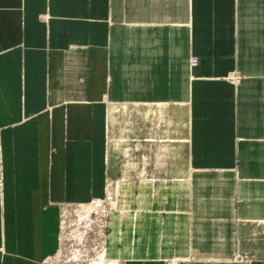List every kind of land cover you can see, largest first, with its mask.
<instances>
[{
  "label": "crops",
  "instance_id": "crops-1",
  "mask_svg": "<svg viewBox=\"0 0 264 264\" xmlns=\"http://www.w3.org/2000/svg\"><path fill=\"white\" fill-rule=\"evenodd\" d=\"M121 178L106 263L264 264V0H0V264Z\"/></svg>",
  "mask_w": 264,
  "mask_h": 264
},
{
  "label": "rangeland",
  "instance_id": "rangeland-1",
  "mask_svg": "<svg viewBox=\"0 0 264 264\" xmlns=\"http://www.w3.org/2000/svg\"><path fill=\"white\" fill-rule=\"evenodd\" d=\"M114 116L115 120L112 121L114 123L112 127L115 128L116 134L123 135L125 129L123 109L115 112ZM160 126H163L164 131L168 132L169 122L164 121ZM121 137L120 145H123V136ZM165 144L167 147L166 150L159 155L160 159H163L167 163L172 158L170 150L172 140L166 137ZM130 155L131 153L127 157H125L124 153L120 155L119 163L122 167H125L127 162L136 166V157H130ZM139 160L141 163H146L148 158L140 156ZM145 168L146 166H141L138 169L130 168L129 170H138L140 172L145 170ZM120 180L108 179L105 197L100 201H92L87 205L68 206L60 209L58 230L59 248L57 254L50 259V264H109L105 262V256L103 249L100 247V242L99 247L101 251L97 253L95 236L98 227L101 225H104L101 228L103 235L106 232L104 219L114 209L116 193L125 179L121 178ZM101 221L102 223H100Z\"/></svg>",
  "mask_w": 264,
  "mask_h": 264
},
{
  "label": "built area",
  "instance_id": "built-area-1",
  "mask_svg": "<svg viewBox=\"0 0 264 264\" xmlns=\"http://www.w3.org/2000/svg\"><path fill=\"white\" fill-rule=\"evenodd\" d=\"M196 65H197V60L196 59H192L191 62H190L191 68L195 67ZM100 223H102V221ZM103 227H104V225L103 226L101 225L100 227H98V229H100V230L97 229V234L95 236L96 237V241H97V244H96L97 245V247H96L97 253L101 251L100 250L101 248L99 247V241H101V237L103 236V233H102V230H101V228H103ZM233 261L234 262H239L240 261L239 257L235 256Z\"/></svg>",
  "mask_w": 264,
  "mask_h": 264
},
{
  "label": "bare ground",
  "instance_id": "bare-ground-1",
  "mask_svg": "<svg viewBox=\"0 0 264 264\" xmlns=\"http://www.w3.org/2000/svg\"><path fill=\"white\" fill-rule=\"evenodd\" d=\"M101 264V263H100Z\"/></svg>",
  "mask_w": 264,
  "mask_h": 264
}]
</instances>
